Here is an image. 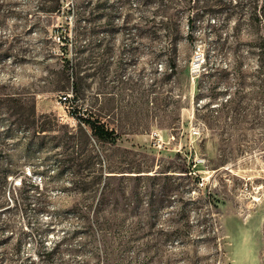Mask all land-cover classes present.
Returning a JSON list of instances; mask_svg holds the SVG:
<instances>
[{
	"label": "rangeland",
	"instance_id": "rangeland-1",
	"mask_svg": "<svg viewBox=\"0 0 264 264\" xmlns=\"http://www.w3.org/2000/svg\"><path fill=\"white\" fill-rule=\"evenodd\" d=\"M0 264H264V0H0Z\"/></svg>",
	"mask_w": 264,
	"mask_h": 264
},
{
	"label": "trees",
	"instance_id": "trees-1",
	"mask_svg": "<svg viewBox=\"0 0 264 264\" xmlns=\"http://www.w3.org/2000/svg\"><path fill=\"white\" fill-rule=\"evenodd\" d=\"M191 23H189V27H191V29L193 28L192 25V20H190ZM66 40V38H63V36H59V40ZM174 73V72H173ZM73 117L82 124H85L86 126H88L90 128L91 131V137L93 138L94 141L98 142V143H102V144H112L115 145L116 144V140L118 138V135L116 134L115 130L108 128L104 123H102L99 118H94V117H90V118H83L82 116H79L78 114H73ZM138 169L136 172L131 171L133 173H139L142 174L145 171H141V169L139 168H135ZM148 172V171H146ZM184 173H190V171L185 170L183 171ZM147 177H151L150 175H146ZM109 177V176H108ZM136 177H140V176H136Z\"/></svg>",
	"mask_w": 264,
	"mask_h": 264
},
{
	"label": "built area",
	"instance_id": "built-area-1",
	"mask_svg": "<svg viewBox=\"0 0 264 264\" xmlns=\"http://www.w3.org/2000/svg\"><path fill=\"white\" fill-rule=\"evenodd\" d=\"M62 101H63L64 103H66V102L68 101V97H67V96H64V97L62 98Z\"/></svg>",
	"mask_w": 264,
	"mask_h": 264
}]
</instances>
